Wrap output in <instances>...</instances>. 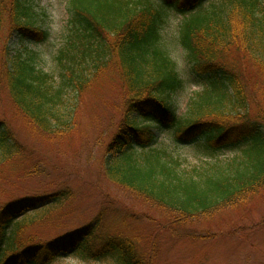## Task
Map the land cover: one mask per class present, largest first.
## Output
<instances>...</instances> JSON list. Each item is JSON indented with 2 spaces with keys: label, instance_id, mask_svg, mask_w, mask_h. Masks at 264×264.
<instances>
[{
  "label": "trees",
  "instance_id": "trees-1",
  "mask_svg": "<svg viewBox=\"0 0 264 264\" xmlns=\"http://www.w3.org/2000/svg\"><path fill=\"white\" fill-rule=\"evenodd\" d=\"M27 1L0 0V38L6 20L9 36L44 39L46 31L34 23ZM68 4L71 33L57 55L58 78L38 68L31 56L2 46L0 83L25 120L46 135L70 131L79 96L91 77L105 68V60L112 59L122 79L124 105L104 151L103 175L109 181L150 197L183 218L235 206L264 189V107L251 109L243 73L227 62L231 49L240 51L264 85V0H68ZM173 14L181 18L172 41L185 53L188 72L201 85L185 116H176L169 105L170 95L182 87L164 30ZM167 129H172L171 140L177 145L196 146L203 158L200 165L182 167L180 158L157 147V131ZM233 148L238 151L230 157L217 155ZM22 152L10 125L0 120V163ZM68 199L62 190L0 206V264H51L75 250L112 264H154L139 254L133 239L100 235L102 213L53 239L31 243L30 236H22L31 211L41 212Z\"/></svg>",
  "mask_w": 264,
  "mask_h": 264
},
{
  "label": "rangeland",
  "instance_id": "rangeland-1",
  "mask_svg": "<svg viewBox=\"0 0 264 264\" xmlns=\"http://www.w3.org/2000/svg\"><path fill=\"white\" fill-rule=\"evenodd\" d=\"M27 6L36 26L45 29L44 39L21 37L20 33L9 36L4 20L0 59L4 45L23 57L31 56L38 68L58 78L61 69L57 55L71 33L68 0H28ZM180 18L170 15L164 30L169 54L182 78V87L170 95L169 105L176 116H185L201 85L189 74L185 53L172 41L171 33ZM227 62L243 73L251 109L264 107V85L250 62L234 49ZM91 78L79 96L74 126L59 136L46 135L25 120L0 83V120L10 125L23 146L22 154L0 163V206L20 197L54 191L69 194L62 204L44 208L47 212L31 211L22 236H30L31 243L53 239L85 226L102 213L100 235L133 239L139 254L154 264H264V189L235 206L183 218L177 211L114 184L103 175L105 146L123 113L124 88L112 59H106L105 68ZM171 133L172 129L157 131V147L180 158L182 167L200 165L203 158L196 146L177 145L171 140ZM237 151L222 149L217 155L230 157ZM51 264L112 262L75 250Z\"/></svg>",
  "mask_w": 264,
  "mask_h": 264
}]
</instances>
